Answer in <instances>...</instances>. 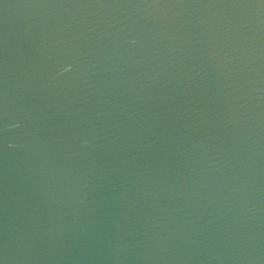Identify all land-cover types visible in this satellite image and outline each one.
I'll return each mask as SVG.
<instances>
[{
  "label": "water",
  "instance_id": "1",
  "mask_svg": "<svg viewBox=\"0 0 264 264\" xmlns=\"http://www.w3.org/2000/svg\"><path fill=\"white\" fill-rule=\"evenodd\" d=\"M0 264H264V0H0Z\"/></svg>",
  "mask_w": 264,
  "mask_h": 264
}]
</instances>
